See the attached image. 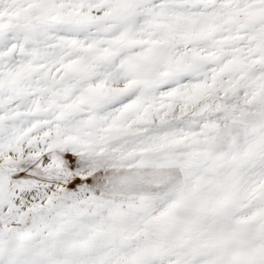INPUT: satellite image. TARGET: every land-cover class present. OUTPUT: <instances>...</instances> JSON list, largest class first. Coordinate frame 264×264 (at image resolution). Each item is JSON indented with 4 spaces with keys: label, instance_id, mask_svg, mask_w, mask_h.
I'll return each instance as SVG.
<instances>
[{
    "label": "snow or ice",
    "instance_id": "obj_1",
    "mask_svg": "<svg viewBox=\"0 0 264 264\" xmlns=\"http://www.w3.org/2000/svg\"><path fill=\"white\" fill-rule=\"evenodd\" d=\"M0 264H264V0H0Z\"/></svg>",
    "mask_w": 264,
    "mask_h": 264
}]
</instances>
